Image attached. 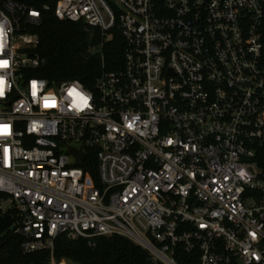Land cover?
Instances as JSON below:
<instances>
[{"label": "built area", "instance_id": "1", "mask_svg": "<svg viewBox=\"0 0 264 264\" xmlns=\"http://www.w3.org/2000/svg\"><path fill=\"white\" fill-rule=\"evenodd\" d=\"M42 9L0 0V211L22 252L70 264L59 235L118 234L162 264H264V0H58L99 31L93 87L35 74Z\"/></svg>", "mask_w": 264, "mask_h": 264}, {"label": "trees", "instance_id": "2", "mask_svg": "<svg viewBox=\"0 0 264 264\" xmlns=\"http://www.w3.org/2000/svg\"><path fill=\"white\" fill-rule=\"evenodd\" d=\"M28 1L40 9L46 3L50 5V9H42L41 23L29 29L40 37L34 52L45 59L44 66L37 69L35 74L56 82L77 79L93 87L102 66L100 58L90 55L87 48L99 40V31L81 22L59 19L55 14L58 0ZM123 47L120 34L104 45L107 69L121 66ZM257 159L264 167V150L259 151ZM85 169L90 170L93 178L98 180L95 158L87 159ZM5 196L0 192V198ZM22 239L21 235L10 231L0 236V264H50V251L23 253ZM54 256L58 260L67 258L78 264H162L142 246L118 234L93 238H71L61 234L56 238Z\"/></svg>", "mask_w": 264, "mask_h": 264}, {"label": "water", "instance_id": "3", "mask_svg": "<svg viewBox=\"0 0 264 264\" xmlns=\"http://www.w3.org/2000/svg\"><path fill=\"white\" fill-rule=\"evenodd\" d=\"M70 152L74 153L75 156L77 157V165H81L84 161L85 158V153L82 152L81 150H76L74 148H70ZM12 220L11 216L9 214H2L0 211V235L5 233L9 228L12 226Z\"/></svg>", "mask_w": 264, "mask_h": 264}, {"label": "snow or ice", "instance_id": "4", "mask_svg": "<svg viewBox=\"0 0 264 264\" xmlns=\"http://www.w3.org/2000/svg\"><path fill=\"white\" fill-rule=\"evenodd\" d=\"M6 63H7L6 61L0 62V67L6 66ZM2 84H3V81L0 80V86H2ZM33 89H35V83H33ZM73 92H75V90H73ZM33 94H35V91L33 92ZM0 95H3V89H2V87H0ZM77 95H79V94H77ZM82 99H84V102L86 104L87 103L86 98H83L82 97ZM46 106H48V105L46 104ZM7 130H8V126L7 125L0 124V133H4Z\"/></svg>", "mask_w": 264, "mask_h": 264}, {"label": "rangeland", "instance_id": "5", "mask_svg": "<svg viewBox=\"0 0 264 264\" xmlns=\"http://www.w3.org/2000/svg\"><path fill=\"white\" fill-rule=\"evenodd\" d=\"M67 259V258H66ZM65 259V260H66ZM67 261L70 263V264H78V263H76V262H74V261H72V260H70V259H67Z\"/></svg>", "mask_w": 264, "mask_h": 264}]
</instances>
